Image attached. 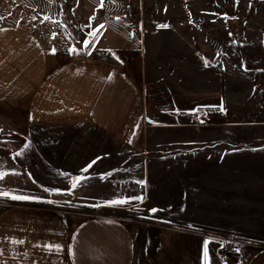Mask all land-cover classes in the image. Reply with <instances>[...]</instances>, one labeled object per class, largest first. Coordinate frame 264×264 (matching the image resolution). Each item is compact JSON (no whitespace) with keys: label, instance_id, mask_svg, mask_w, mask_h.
Masks as SVG:
<instances>
[{"label":"crops","instance_id":"obj_1","mask_svg":"<svg viewBox=\"0 0 264 264\" xmlns=\"http://www.w3.org/2000/svg\"><path fill=\"white\" fill-rule=\"evenodd\" d=\"M144 77L140 59L59 61L31 30L0 25V191L30 197L0 209V264H206L205 241L207 264H264L262 153L254 174L238 177L237 225L161 216L193 212L186 196L159 186L172 166L193 179V159L171 158L193 146V126L164 113L151 122ZM151 167L152 196L144 193ZM44 198L78 207L62 205V218L32 201ZM248 204L254 226L242 224ZM223 236L247 242L243 261L221 255Z\"/></svg>","mask_w":264,"mask_h":264},{"label":"rangeland","instance_id":"obj_2","mask_svg":"<svg viewBox=\"0 0 264 264\" xmlns=\"http://www.w3.org/2000/svg\"><path fill=\"white\" fill-rule=\"evenodd\" d=\"M2 24L31 30L59 61L140 59L151 122L164 113L193 126V146L171 157L193 159L191 182L174 166L159 173L162 192H180L193 212L161 216L240 223L238 177L253 175L255 155L264 154V0H0ZM148 175L144 193L152 196V167ZM14 201L0 196V209ZM32 201L62 218V205L78 207L69 199ZM250 206L241 219L254 226Z\"/></svg>","mask_w":264,"mask_h":264},{"label":"built area","instance_id":"obj_3","mask_svg":"<svg viewBox=\"0 0 264 264\" xmlns=\"http://www.w3.org/2000/svg\"><path fill=\"white\" fill-rule=\"evenodd\" d=\"M221 240V255H232L235 254L238 258L243 261L245 258V248L247 242L240 237L223 236Z\"/></svg>","mask_w":264,"mask_h":264},{"label":"snow or ice","instance_id":"obj_4","mask_svg":"<svg viewBox=\"0 0 264 264\" xmlns=\"http://www.w3.org/2000/svg\"><path fill=\"white\" fill-rule=\"evenodd\" d=\"M161 27H167V25H161ZM72 51H75V49H73ZM54 52H55V49H53V53ZM25 147H28V145H25ZM88 167H91V165H89ZM84 171H87V169H84ZM4 175H5V173L0 172V179H2ZM65 175H67V174H65ZM78 179L79 178L73 179V187L76 186ZM0 196H10V198L14 199V200L29 199L30 198V197H26V196L11 195L9 192H4V191H0ZM126 202L127 201H124V200H114V201H110L109 203H111V204H124ZM151 211L156 212L157 209H151ZM14 243H23V241H14ZM207 243H208V241H205V262H206V264H207V247H206ZM49 247H51V246H49ZM57 250H59L58 247H57Z\"/></svg>","mask_w":264,"mask_h":264}]
</instances>
